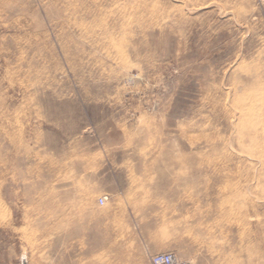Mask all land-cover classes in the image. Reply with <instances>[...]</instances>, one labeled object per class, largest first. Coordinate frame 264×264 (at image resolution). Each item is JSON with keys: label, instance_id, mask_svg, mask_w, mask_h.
Here are the masks:
<instances>
[{"label": "rangeland", "instance_id": "rangeland-1", "mask_svg": "<svg viewBox=\"0 0 264 264\" xmlns=\"http://www.w3.org/2000/svg\"><path fill=\"white\" fill-rule=\"evenodd\" d=\"M166 252L264 264V0H0V264Z\"/></svg>", "mask_w": 264, "mask_h": 264}, {"label": "built area", "instance_id": "built-area-1", "mask_svg": "<svg viewBox=\"0 0 264 264\" xmlns=\"http://www.w3.org/2000/svg\"><path fill=\"white\" fill-rule=\"evenodd\" d=\"M105 199H100V204L104 205ZM150 264H192L190 261L179 259L174 253H159L151 256Z\"/></svg>", "mask_w": 264, "mask_h": 264}, {"label": "bare ground", "instance_id": "bare-ground-1", "mask_svg": "<svg viewBox=\"0 0 264 264\" xmlns=\"http://www.w3.org/2000/svg\"><path fill=\"white\" fill-rule=\"evenodd\" d=\"M167 253V252H166ZM171 253V252H170ZM159 254V253H158ZM155 255V254H154ZM153 256V255H152ZM151 258V257H150ZM188 261V260H187ZM191 262V261H190ZM193 264V262H191ZM149 264H150V259H149Z\"/></svg>", "mask_w": 264, "mask_h": 264}]
</instances>
